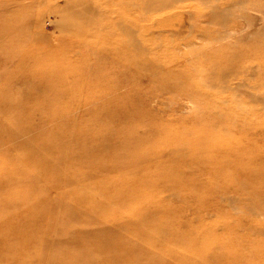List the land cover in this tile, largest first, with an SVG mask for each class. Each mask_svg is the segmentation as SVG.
<instances>
[{
    "label": "rangeland",
    "instance_id": "rangeland-1",
    "mask_svg": "<svg viewBox=\"0 0 264 264\" xmlns=\"http://www.w3.org/2000/svg\"><path fill=\"white\" fill-rule=\"evenodd\" d=\"M39 263L264 264V0H0V264Z\"/></svg>",
    "mask_w": 264,
    "mask_h": 264
},
{
    "label": "bare ground",
    "instance_id": "bare-ground-1",
    "mask_svg": "<svg viewBox=\"0 0 264 264\" xmlns=\"http://www.w3.org/2000/svg\"><path fill=\"white\" fill-rule=\"evenodd\" d=\"M3 231H5V230H3ZM12 231V230H11ZM21 233V232H20ZM39 236V235H38ZM37 239V238H36ZM126 243V242H125ZM43 261V260H42ZM39 264H42V263H39ZM45 264H47V263H45Z\"/></svg>",
    "mask_w": 264,
    "mask_h": 264
}]
</instances>
